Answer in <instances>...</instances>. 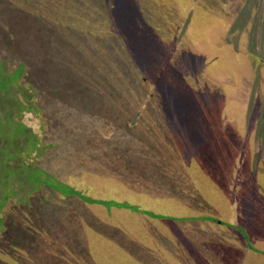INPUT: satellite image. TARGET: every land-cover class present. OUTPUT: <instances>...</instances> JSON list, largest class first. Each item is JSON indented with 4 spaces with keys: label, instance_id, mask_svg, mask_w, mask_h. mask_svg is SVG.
Here are the masks:
<instances>
[{
    "label": "rangeland",
    "instance_id": "rangeland-1",
    "mask_svg": "<svg viewBox=\"0 0 264 264\" xmlns=\"http://www.w3.org/2000/svg\"><path fill=\"white\" fill-rule=\"evenodd\" d=\"M3 59L10 77L28 67L39 112L21 119L52 145L35 163L60 191L141 209L21 192L0 257L264 264V0H0Z\"/></svg>",
    "mask_w": 264,
    "mask_h": 264
},
{
    "label": "trees",
    "instance_id": "trees-1",
    "mask_svg": "<svg viewBox=\"0 0 264 264\" xmlns=\"http://www.w3.org/2000/svg\"><path fill=\"white\" fill-rule=\"evenodd\" d=\"M5 60L0 61V212L8 204L9 200L13 197H18V195L23 192L21 201L29 202V198L32 195V192L39 190L43 186H49L61 194L68 195H77L82 200L89 203H100L107 204L109 208H127L131 207L134 210H140L141 208L136 206H131L128 202L92 198L84 195L80 190L74 188L71 185H66L69 187L67 194H64L60 191L62 182L59 179L55 178L51 173L46 171L44 168L39 167L35 163V158L37 155H41L44 152V149L51 147L49 144L43 146L41 144V139H39L32 129L25 124L21 119V114L23 111L38 113L39 109L37 108L36 103V89L35 87L29 88V86H21L18 83V80L26 72L27 65L22 63L17 67L18 72L15 77H10V72H5L4 70ZM16 69V70H17ZM15 70V71H16ZM13 84H18L20 89L23 91L22 99H19L18 95L11 92ZM14 91V90H12ZM18 122L20 127L19 132L16 135H13L14 128L10 135L7 133V130L10 128L11 123ZM233 125V124H232ZM57 182H56V181ZM201 191V189L199 190ZM145 213L154 216L162 217L163 215L155 214L153 211H144ZM204 219H209L212 221L220 222V219L214 218L212 216H204ZM216 219V220H215ZM222 223V222H220ZM38 224V223H37ZM41 226V224H39ZM7 228L4 227V218L0 220V232ZM20 231L15 235L11 236V232L15 228H11L10 234H5L4 238L8 241L11 240L13 236H26L28 226L24 223L19 225ZM239 230H243L245 240H249V234L244 227H238ZM26 231V233H25ZM24 234V235H23ZM10 235V236H9ZM33 238V237H32ZM1 242H4L1 240ZM12 244V243H8ZM15 249L12 253L7 252V255H10L9 260L7 258L3 259L0 257V264H36L34 260H30L27 257L16 253L18 248L17 244H12ZM37 250V249H36ZM1 251V249H0ZM33 257V256H31ZM215 262H218L220 257L215 255ZM235 258V256H231ZM203 260V259H202ZM207 264V263H206Z\"/></svg>",
    "mask_w": 264,
    "mask_h": 264
},
{
    "label": "crops",
    "instance_id": "crops-1",
    "mask_svg": "<svg viewBox=\"0 0 264 264\" xmlns=\"http://www.w3.org/2000/svg\"><path fill=\"white\" fill-rule=\"evenodd\" d=\"M257 251H259V252H256V250H254V252H255L256 254H260L261 257H255V258H257V259H259V260H264V252L261 251V250H257Z\"/></svg>",
    "mask_w": 264,
    "mask_h": 264
}]
</instances>
